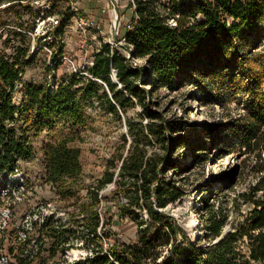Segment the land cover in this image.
Wrapping results in <instances>:
<instances>
[{"label":"trees","instance_id":"trees-1","mask_svg":"<svg viewBox=\"0 0 264 264\" xmlns=\"http://www.w3.org/2000/svg\"><path fill=\"white\" fill-rule=\"evenodd\" d=\"M34 1L0 0V12L10 13L21 7L29 13ZM129 5L131 23L120 37L124 41L120 47L129 57L117 46L102 42L93 53L91 66L85 67L89 77L71 73L51 88L24 84L22 98L16 103L15 91L22 84V75L30 62L25 59L28 49L16 47L8 57L0 54V175L13 174L20 162L32 157L28 135L31 130L55 122V117L71 128L81 126L84 107L92 106L94 101L117 117L119 112L125 113L138 104L149 120L137 130L135 123L126 119L130 138L127 152L107 159L102 176L87 190L91 202L83 204L79 214L69 219L76 229L63 228L61 222L53 220L41 225L32 222L23 234L26 238L28 230H32L40 241L48 232L53 240L48 255H42L41 243L36 250L27 251L25 246H20L12 254H16L18 264H32L35 259L36 264L49 261L55 264L52 260L57 249H65L72 236L86 248L93 245L94 251L75 264H264V66L253 70L248 65L253 51L264 40V1L129 0ZM67 21H61L58 30L63 31ZM256 51L255 61L256 56H262L261 49ZM135 60L142 63L136 64ZM220 70H232L224 75L231 90L238 89L246 95L244 111L237 116L213 124H187L181 119H167L148 106L157 90H178L185 82L194 84L197 93L210 96L208 82ZM226 81L221 79L222 84ZM21 120L23 125L19 124ZM184 130L194 132V138H176L177 146L186 144L197 152L211 137L227 138L250 162L251 180L235 197L237 216L230 219L226 209L221 206L215 209L213 204L206 203L201 233L195 241L187 238L179 241L178 237L184 236L182 229L163 210L179 198L178 193L165 182L164 169L137 145L140 133L176 141L171 135ZM74 141L73 135H67L46 148V182L58 185L82 173L80 147ZM123 143H127L125 137ZM197 154L194 156L199 157ZM109 183L114 185L110 195L124 199L118 207L119 213L144 227L137 242H116L105 249L98 231L104 222L101 223L94 208L101 205L100 191ZM141 211H145L146 220H138ZM150 227H155L151 238L146 235ZM225 228H228L225 236L214 242ZM169 245L163 254L160 248Z\"/></svg>","mask_w":264,"mask_h":264},{"label":"rangeland","instance_id":"rangeland-1","mask_svg":"<svg viewBox=\"0 0 264 264\" xmlns=\"http://www.w3.org/2000/svg\"><path fill=\"white\" fill-rule=\"evenodd\" d=\"M72 3H75L82 17L90 20L92 18L88 16L95 17L92 20L94 28L85 31L80 29L72 12ZM93 9L98 13L92 12ZM131 13L129 0H36L29 13L21 7L14 8L10 13L0 12V54L8 57L16 47L28 49L25 59L30 61L13 101L19 103L21 100L24 84L51 88L71 73L89 77L85 67L91 66L93 53L102 42L117 46L126 55V51L120 47L124 42L120 37L131 23ZM64 19L68 21L63 31H60L58 26ZM114 22L119 25L118 34L115 33ZM15 32L21 33V36ZM259 49L262 50V56H256L258 59L255 61L256 50ZM256 50L253 51L252 61L248 63L253 70L264 66V40ZM135 63L141 64L142 61L135 60ZM231 71L220 70L214 74L215 77L208 82L212 93L210 96L203 92L197 93L194 84L185 82L178 90H157L148 106L167 119H181L187 124L225 122L228 117L244 111L246 98L243 91L231 90L229 79L226 81L227 77H224ZM221 79L226 82L222 84ZM83 113L84 123L75 128L55 117V122L43 125L39 130H31L28 135L33 149L32 157L20 162L13 174L0 175V256L16 252L20 246H25L28 251L34 243L38 246L41 243L42 255H48L47 251L53 242L48 232L45 231L46 234L39 241L32 230H28L25 238L23 230L28 229L32 222L41 225L48 220L61 222L63 228L76 229L77 226L69 219L79 214L83 204L91 202L87 190L102 176L107 159L113 154L125 155L127 152L130 138L126 119L133 121L137 130L149 122L138 104L128 108L125 113L119 112L117 117L106 109L102 110L94 101L92 106L84 107ZM19 124L23 125L22 120ZM67 135H73V144L80 147L82 173L52 185L45 179L44 151ZM194 135V132L177 131L171 135L176 141H168L161 135L144 136L140 133L137 136L139 148L164 169L165 182L178 193L179 198L163 210L182 229L184 236H179V241L184 238L195 241L201 233L207 204H213L215 209L221 206L227 210L230 219H234L237 216L235 197L251 180L250 162L227 138L218 140L211 137L209 141L203 142L204 146L197 152L190 150L186 144L177 146L179 140L176 138L192 139ZM123 137L127 140L125 144ZM196 153L200 156L195 157ZM113 187V183H109L100 191L103 196L101 205L94 208L99 212L101 223L104 222L103 227L100 225L98 228L100 237H103V248L105 244L108 248L116 242H137L140 230L144 227L139 226L137 220L119 213L118 207L124 199L118 200L110 195ZM242 211H245V207H242ZM141 218H148L145 211L139 213L138 220ZM154 233L155 227L146 231L150 238ZM62 237L65 238V235ZM81 244L79 239L69 236L65 249H57L58 253L52 261L55 264H75L93 255V245L86 248ZM169 247L160 249L165 254ZM71 250H77L79 254L70 257L67 252Z\"/></svg>","mask_w":264,"mask_h":264},{"label":"built area","instance_id":"built-area-1","mask_svg":"<svg viewBox=\"0 0 264 264\" xmlns=\"http://www.w3.org/2000/svg\"><path fill=\"white\" fill-rule=\"evenodd\" d=\"M72 5H73V6H71L72 12L76 16V22L78 23V26L80 27V29L83 30V31H85L88 28H94V24H93V21H92L93 19L90 20L89 18L86 19V18L82 17L81 15H79L78 9L75 7V3H72ZM114 26H115L114 27L115 33L118 34L119 25L118 26L115 25V22H114ZM128 27H129V25H128ZM98 49L99 48H97L95 50V52H97ZM126 56L129 57L127 52H126ZM32 248H33V250H36L37 249V245L34 243V245H33ZM104 248L105 249L107 248V244L104 245ZM0 264H18L17 263V260H16V254H8V255L7 254H4V255H1L0 256ZM32 264H36V259L33 260Z\"/></svg>","mask_w":264,"mask_h":264},{"label":"water","instance_id":"water-1","mask_svg":"<svg viewBox=\"0 0 264 264\" xmlns=\"http://www.w3.org/2000/svg\"><path fill=\"white\" fill-rule=\"evenodd\" d=\"M113 79L115 80V72H113ZM228 232V228L224 229L223 233L218 237L214 242L219 241L221 238L225 236V234Z\"/></svg>","mask_w":264,"mask_h":264},{"label":"bare ground","instance_id":"bare-ground-1","mask_svg":"<svg viewBox=\"0 0 264 264\" xmlns=\"http://www.w3.org/2000/svg\"><path fill=\"white\" fill-rule=\"evenodd\" d=\"M79 254V251L77 250H71L70 252H67V255L70 257H75Z\"/></svg>","mask_w":264,"mask_h":264},{"label":"crops","instance_id":"crops-1","mask_svg":"<svg viewBox=\"0 0 264 264\" xmlns=\"http://www.w3.org/2000/svg\"><path fill=\"white\" fill-rule=\"evenodd\" d=\"M93 11L97 12V10H95V9H93L92 12H93ZM97 13H98V12H97ZM88 17H91L92 19H95V17H93V16H88ZM53 260H54V259H53Z\"/></svg>","mask_w":264,"mask_h":264}]
</instances>
